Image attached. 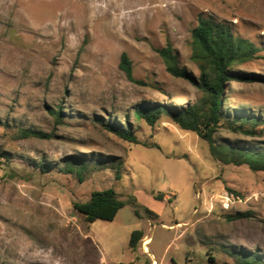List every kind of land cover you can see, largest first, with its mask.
<instances>
[{
	"label": "rangeland",
	"instance_id": "obj_1",
	"mask_svg": "<svg viewBox=\"0 0 264 264\" xmlns=\"http://www.w3.org/2000/svg\"><path fill=\"white\" fill-rule=\"evenodd\" d=\"M203 20L254 48L232 67L240 76L226 84L215 144L262 149L264 0H0V264H235L238 250L264 259V170L217 160L166 113L153 125L134 116L205 105L159 52L171 46L196 82L211 76L195 57ZM108 124L130 125L139 143ZM70 162L87 164L83 181ZM107 188L126 206L114 221L89 223L75 203Z\"/></svg>",
	"mask_w": 264,
	"mask_h": 264
},
{
	"label": "trees",
	"instance_id": "obj_2",
	"mask_svg": "<svg viewBox=\"0 0 264 264\" xmlns=\"http://www.w3.org/2000/svg\"><path fill=\"white\" fill-rule=\"evenodd\" d=\"M192 35L196 44L195 57L202 62L204 61V64L209 66L212 72L211 76L207 75L200 82H196L195 78L186 69L180 68L171 46L159 52L167 60L169 64L168 71L173 76L190 81L206 94L205 105L194 106L191 109L180 112H171L165 106L138 107L134 111V116L138 119L145 118L150 125H153L161 113H166L180 128L195 132L202 139L206 140L209 143L212 156L217 160L225 164H248L253 170H264V148L257 150L235 148L232 146L221 148L215 144L214 140V135L224 116L223 103L226 84L235 81L240 76L232 70V67L238 61L249 60L252 57L254 48H250L244 41L235 38L225 26L214 24L210 21H201L200 25L193 30ZM120 68L130 80L134 79L132 61L127 53H123L121 56ZM240 117L236 116L235 121L250 122L253 127L254 124L259 122L257 117ZM57 118H60V113L57 114ZM253 120L255 123H252L254 122ZM106 127L109 131L128 142L139 143L137 137L130 130V125H128L127 129L118 124H108ZM248 133L250 135L253 134L252 130ZM24 135L27 137H46V134L41 131H29V133L27 132ZM44 168L46 167L44 166ZM86 169L87 164L82 163L80 166H75L73 162H70L66 168L68 172L77 174L80 181H83ZM155 199L163 200V196L156 195ZM126 204L127 202L120 199L118 193L113 188H107L93 191L89 200L83 203H75L74 206L85 215L89 223H93L97 220L114 221L119 211ZM144 210L149 218L158 216L157 213L147 207H144ZM135 213L137 216L140 215L138 209H135ZM247 215L249 214L240 213L238 217H246ZM143 236L142 230H134L131 234L129 247L132 250H136ZM233 254L236 257L235 264H264V259L256 252L238 250L234 251ZM210 259L214 261V258L211 257Z\"/></svg>",
	"mask_w": 264,
	"mask_h": 264
},
{
	"label": "built area",
	"instance_id": "obj_3",
	"mask_svg": "<svg viewBox=\"0 0 264 264\" xmlns=\"http://www.w3.org/2000/svg\"><path fill=\"white\" fill-rule=\"evenodd\" d=\"M231 203H233L231 197L227 196L226 201L224 202V207L229 208Z\"/></svg>",
	"mask_w": 264,
	"mask_h": 264
},
{
	"label": "bare ground",
	"instance_id": "obj_4",
	"mask_svg": "<svg viewBox=\"0 0 264 264\" xmlns=\"http://www.w3.org/2000/svg\"><path fill=\"white\" fill-rule=\"evenodd\" d=\"M148 241H150V239H149ZM147 244H149V242H147ZM145 250H146V251L148 250L147 247H145Z\"/></svg>",
	"mask_w": 264,
	"mask_h": 264
}]
</instances>
